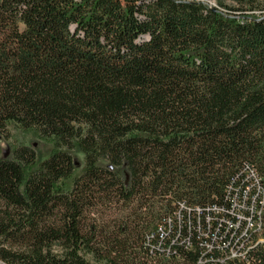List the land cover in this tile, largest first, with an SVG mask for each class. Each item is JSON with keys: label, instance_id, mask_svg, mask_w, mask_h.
<instances>
[{"label": "trees", "instance_id": "trees-1", "mask_svg": "<svg viewBox=\"0 0 264 264\" xmlns=\"http://www.w3.org/2000/svg\"><path fill=\"white\" fill-rule=\"evenodd\" d=\"M218 3L0 0V137L55 144L0 160V264H264V0Z\"/></svg>", "mask_w": 264, "mask_h": 264}, {"label": "rangeland", "instance_id": "rangeland-1", "mask_svg": "<svg viewBox=\"0 0 264 264\" xmlns=\"http://www.w3.org/2000/svg\"><path fill=\"white\" fill-rule=\"evenodd\" d=\"M207 5L212 7H217L219 0H202ZM235 6V0H224V4ZM9 134L10 137L8 139H4L0 137V160L10 158L12 146L18 145V143L25 144L26 146L34 149L36 155V163L34 167L30 168L29 171L33 172L41 162L48 158V155L52 149L55 148L54 142H43L32 136L30 133L23 132L20 129H16L15 127L9 126ZM70 155L74 161V174L73 177L69 180H65L63 182V186L65 189H68L70 186V182L73 178L78 177L80 174L84 172V155L80 152V150L75 149L70 152ZM98 166L108 167V164L103 161H99L97 163ZM119 177L123 180V182H128V172L125 169V166L119 169H115Z\"/></svg>", "mask_w": 264, "mask_h": 264}]
</instances>
